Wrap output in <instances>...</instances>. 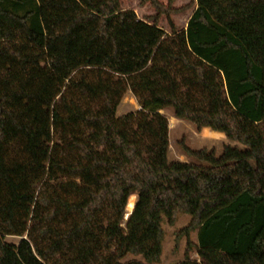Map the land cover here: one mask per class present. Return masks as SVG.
<instances>
[{
  "label": "trees",
  "instance_id": "16d2710c",
  "mask_svg": "<svg viewBox=\"0 0 264 264\" xmlns=\"http://www.w3.org/2000/svg\"><path fill=\"white\" fill-rule=\"evenodd\" d=\"M196 2L167 32L122 0H0V264H159L179 212L178 264H264V0ZM165 110L242 147L170 163Z\"/></svg>",
  "mask_w": 264,
  "mask_h": 264
},
{
  "label": "rangeland",
  "instance_id": "374dc122",
  "mask_svg": "<svg viewBox=\"0 0 264 264\" xmlns=\"http://www.w3.org/2000/svg\"><path fill=\"white\" fill-rule=\"evenodd\" d=\"M163 5L162 11L154 7L149 1L143 0H122V8L124 10H133L142 20L152 21L157 17L158 25L169 32L171 26L179 30H186L190 17L197 8L196 0H159ZM140 107L131 92H128L118 109V116L126 113L139 110ZM169 119L170 128V150L168 159L169 162L187 161L193 162L186 154L185 149L191 148L195 150L207 149L214 150L217 155H220L225 145L240 146L239 143L230 141L222 133L213 132L210 129L198 130L191 123L176 119L173 116L172 110L162 112ZM171 119H175V123H171ZM137 202V196H136ZM130 203V200H129ZM128 213L129 205L127 207ZM191 221V216L187 213L179 212L176 222L171 225L164 218L162 225L165 230V239L163 242V253L159 264H178L185 258L189 257L192 260H199L198 255V232H192L190 237L179 236V232L184 229ZM11 243L18 244L20 238L9 237L7 239ZM189 243H191L189 245ZM142 260L140 256L129 255L125 261Z\"/></svg>",
  "mask_w": 264,
  "mask_h": 264
},
{
  "label": "bare ground",
  "instance_id": "6f19581e",
  "mask_svg": "<svg viewBox=\"0 0 264 264\" xmlns=\"http://www.w3.org/2000/svg\"><path fill=\"white\" fill-rule=\"evenodd\" d=\"M171 123L174 124L175 123V119H171ZM135 205H136V195H133L130 198L129 210L132 211L134 209Z\"/></svg>",
  "mask_w": 264,
  "mask_h": 264
},
{
  "label": "water",
  "instance_id": "95a60500",
  "mask_svg": "<svg viewBox=\"0 0 264 264\" xmlns=\"http://www.w3.org/2000/svg\"><path fill=\"white\" fill-rule=\"evenodd\" d=\"M135 206H136V205H135ZM133 210H134V209H133ZM133 210H132V211L129 213V215H131V214H132ZM129 215H128V216H129ZM127 219H128V217L126 218V220H127Z\"/></svg>",
  "mask_w": 264,
  "mask_h": 264
},
{
  "label": "crops",
  "instance_id": "0c3cea01",
  "mask_svg": "<svg viewBox=\"0 0 264 264\" xmlns=\"http://www.w3.org/2000/svg\"><path fill=\"white\" fill-rule=\"evenodd\" d=\"M207 129V128H206Z\"/></svg>",
  "mask_w": 264,
  "mask_h": 264
}]
</instances>
